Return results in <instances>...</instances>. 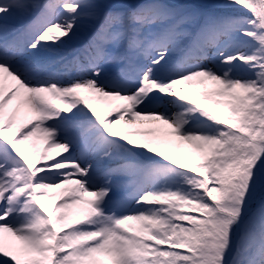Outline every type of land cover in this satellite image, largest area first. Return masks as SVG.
I'll list each match as a JSON object with an SVG mask.
<instances>
[{"label": "snow or ice", "instance_id": "obj_1", "mask_svg": "<svg viewBox=\"0 0 264 264\" xmlns=\"http://www.w3.org/2000/svg\"><path fill=\"white\" fill-rule=\"evenodd\" d=\"M203 7L0 0V264H264V0Z\"/></svg>", "mask_w": 264, "mask_h": 264}, {"label": "bare ground", "instance_id": "obj_2", "mask_svg": "<svg viewBox=\"0 0 264 264\" xmlns=\"http://www.w3.org/2000/svg\"><path fill=\"white\" fill-rule=\"evenodd\" d=\"M0 23H3V22L0 21ZM7 23H8L10 30L11 29H18L21 27V25L14 20H9ZM90 34L91 33L87 28L82 29L77 37H75L63 49H61V55L52 58L53 61L57 63V66H60L59 62L61 60L66 62V61L71 60L74 56L82 55L84 46L88 42ZM9 39H11V35L9 36ZM80 39L82 41H79ZM153 123L154 122H145L141 126L142 127H149V126H152Z\"/></svg>", "mask_w": 264, "mask_h": 264}, {"label": "rangeland", "instance_id": "obj_3", "mask_svg": "<svg viewBox=\"0 0 264 264\" xmlns=\"http://www.w3.org/2000/svg\"><path fill=\"white\" fill-rule=\"evenodd\" d=\"M165 2L172 4V5H177L181 7V9L187 13H191L196 17H200L205 13L212 12V11H217L216 9L212 8H205L203 7L204 4L207 3H213L214 0H165ZM190 28L194 27L192 25L189 26ZM79 41H82L81 39ZM69 53V52H68ZM36 147L38 150H42L45 145L43 141H37L36 142ZM118 195H123V193H118ZM257 199H259V194Z\"/></svg>", "mask_w": 264, "mask_h": 264}]
</instances>
